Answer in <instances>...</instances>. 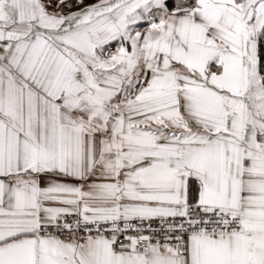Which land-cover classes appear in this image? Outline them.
Returning a JSON list of instances; mask_svg holds the SVG:
<instances>
[{"label":"snow or ice","instance_id":"snow-or-ice-1","mask_svg":"<svg viewBox=\"0 0 264 264\" xmlns=\"http://www.w3.org/2000/svg\"><path fill=\"white\" fill-rule=\"evenodd\" d=\"M0 264H264V0H0Z\"/></svg>","mask_w":264,"mask_h":264}]
</instances>
